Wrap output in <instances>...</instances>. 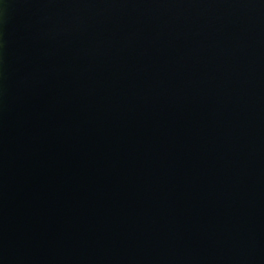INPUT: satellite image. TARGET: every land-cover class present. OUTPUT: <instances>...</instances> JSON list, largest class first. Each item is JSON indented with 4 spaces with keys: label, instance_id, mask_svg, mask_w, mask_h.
<instances>
[{
    "label": "water",
    "instance_id": "obj_1",
    "mask_svg": "<svg viewBox=\"0 0 264 264\" xmlns=\"http://www.w3.org/2000/svg\"><path fill=\"white\" fill-rule=\"evenodd\" d=\"M0 264H264V0H0Z\"/></svg>",
    "mask_w": 264,
    "mask_h": 264
}]
</instances>
